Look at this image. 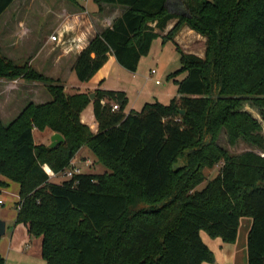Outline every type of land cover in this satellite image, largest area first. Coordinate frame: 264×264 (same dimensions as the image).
<instances>
[{"label": "trees", "instance_id": "16d2710c", "mask_svg": "<svg viewBox=\"0 0 264 264\" xmlns=\"http://www.w3.org/2000/svg\"><path fill=\"white\" fill-rule=\"evenodd\" d=\"M13 1L0 0V15ZM94 1L126 10L76 56L81 82L110 54L137 72L171 19L163 41L188 26L206 38L205 55L178 46L181 67L168 76L178 94L127 113L124 90L70 93L0 50V78L39 81L52 94L30 101L9 125L0 118V173L20 185L15 224L41 238L47 264H203L216 255L202 232L235 244L241 218L249 217L248 264H264V0H181L188 15L168 0ZM92 103L97 131L81 119ZM35 128L65 141L39 145ZM223 131L230 146L254 148L233 154L218 142ZM85 145L112 171L51 181L43 165L61 174ZM218 166L208 180L205 169Z\"/></svg>", "mask_w": 264, "mask_h": 264}, {"label": "crops", "instance_id": "0c3cea01", "mask_svg": "<svg viewBox=\"0 0 264 264\" xmlns=\"http://www.w3.org/2000/svg\"><path fill=\"white\" fill-rule=\"evenodd\" d=\"M169 4L180 13V5L183 4L181 0H168V5ZM125 10V7L122 5L119 6L107 3H104L100 9L99 5L94 0H14L3 14L0 15V50L8 59L14 60L19 64L29 63L40 73L62 82V78L65 74H72V72H74L73 66L77 59L76 56L90 45L91 40L97 34L101 33L105 28L111 27L112 23L119 18ZM42 20H44V26L42 28L39 25L40 36L38 40L35 41L33 35L36 24L38 21ZM176 21V19H171L164 31L158 30L161 39L163 35H166L167 32L174 27ZM52 35H57L56 41L51 40ZM173 41L176 43L177 47L179 46L183 51L201 56L205 55L206 38L200 33L198 34L196 31L190 29L188 26H184L174 37ZM200 45L204 46L203 52H199ZM196 47L199 48L195 50ZM109 56V60L106 64L97 71L90 81L81 82L85 88L81 92L91 93L98 89L124 90L129 99V104L126 107L127 113L132 109L136 110L141 104L145 105V100H148L150 96H144L145 89L144 86L141 85L142 73L139 71V67L145 57L140 60L137 72L131 71V76L125 80L122 78L119 83L117 82L118 84L122 81L124 82L121 89L114 81H108L113 74L118 72L117 65H119L114 55L110 54ZM46 70H49V72ZM38 82L39 81H28L22 78L14 79L13 81L0 79V118L2 121L4 117L13 121L26 107L23 105L24 107L16 108L17 101L19 100V97L14 98L15 91H17L16 89H22L29 85L41 86V83ZM65 87L70 93H73L66 85ZM140 87L141 90L138 95L132 100L130 96L131 93ZM174 91L173 87H169L167 91L159 90L155 96L158 97V101L161 99L162 102L176 96L178 94V86L176 95H173ZM81 119H83L93 131L98 130L99 124L94 116L93 103L82 112ZM53 133L54 132L51 131L48 133L49 142H51V135ZM83 147L84 146L78 150L77 155L72 160L75 166H79L78 157L83 153ZM88 160L89 159L86 158L84 159L86 163ZM55 176L59 177L62 175L55 174ZM1 182H4L6 186L2 187ZM17 185L18 186L15 188L12 187L13 182L6 181L2 174H0L1 193L4 191L12 195L16 193L15 196H18L17 201H19L20 185L18 183ZM0 198L3 200L1 194ZM17 201H15V203H17ZM16 214L17 210L15 212L14 221H16ZM240 223L238 240L235 244L227 243L222 240V238H218L221 241L209 244L207 240H204L202 235L203 240L206 241L214 252V255H216V260L214 262H206L203 264H248L249 254L247 236L252 226V218L242 217ZM19 226H23L24 229L27 230L23 224H15V229Z\"/></svg>", "mask_w": 264, "mask_h": 264}, {"label": "rangeland", "instance_id": "374dc122", "mask_svg": "<svg viewBox=\"0 0 264 264\" xmlns=\"http://www.w3.org/2000/svg\"><path fill=\"white\" fill-rule=\"evenodd\" d=\"M169 8H171L172 11L179 13L176 9H174L171 4H169ZM39 25L43 28L44 26V20L38 21L36 24L35 32L33 35V39L35 41L38 40V37L40 36V30ZM177 45L173 40H168V42L164 43L163 39L161 37L156 38V40L153 43L152 49L148 56H145L143 59L144 61L141 63L139 67V71L142 73V79H141V85L144 86L145 93L144 96H150L148 100H145L147 102H154L156 99L158 100V97H156V93L159 90H165L167 91L169 87L174 88V94H177V85H175L174 81L172 79H169L168 76L170 73L176 71L181 67V54H179L177 50ZM200 47V48H199ZM199 52H203V45H200ZM194 49V48H193ZM118 66V72L113 74L111 78L108 81H114L115 83H119L120 80L123 78L124 80L132 75L131 71L127 70L123 66ZM155 68L158 70L157 73L151 74L152 69ZM49 72V70H46ZM185 76V73L180 76V78H183ZM4 79V78H0ZM7 80V79H6ZM14 80V79H13ZM12 80V81H13ZM156 80H160V83H157ZM41 83L39 85H29L25 86L22 89H16L15 96L19 97V100L17 101V107H24L23 105H27L30 101H33L35 103H45L46 101H49L52 99V94L50 91L46 88L45 83ZM62 83L67 86V88L75 93L76 91H83L85 88L83 87L81 81L77 77V73L72 72L65 74L62 78ZM118 87L122 89L123 81L118 84ZM34 84V83H32ZM79 87V88H78ZM119 88V89H120ZM141 90V87L138 89H135L133 93H131L132 100L134 97H136ZM17 94V95H16ZM146 96V97H147ZM145 97V99H146ZM171 99V98H170ZM170 99L164 100L162 102L169 104ZM161 101V99H159ZM22 105V106H21ZM144 104H141L139 107L136 108L137 111L141 110ZM245 109L249 110L254 114L258 119H261L260 114H258V110L250 105V103L245 105ZM5 125L9 124L11 121L10 119L4 117L2 121ZM50 131L48 129L44 131H39L37 128L34 129V136L36 138L37 144H50V139L48 136V133ZM218 142L227 148L230 149V151L234 153H241L244 151H247L250 149H253L254 147H251L245 141H240L237 144L230 146L226 140L225 132L223 131L218 139ZM83 153H81L78 157V165L82 167V170L84 173H91V174H104L109 173L112 170L99 162L98 158L92 152L88 146L83 147ZM84 157V158H82ZM89 159L91 162L87 164L84 159ZM43 167L46 171L49 172L50 180L54 182L61 183L64 180V176L56 177V172L52 167H50L49 163L44 164ZM219 166L218 168H206V177L209 179L214 178L218 172H219ZM1 174V173H0ZM6 181H11L6 176L2 175ZM52 176V177H51ZM203 182L202 185L198 187V189H202L207 181ZM2 187H5L6 184L1 183ZM18 186L17 183L13 182L12 187ZM16 195V193H15ZM12 195L11 193H6L5 191L1 193V197L5 201L4 204L0 205V216L1 218L5 219L7 221V228H6V234L3 235L0 239V249L2 257H4L5 264H47V261H45L43 255H42V245H41V238L37 237L36 235H30L27 230L24 229L23 226H19L17 229H15V212L17 210V201L18 196ZM1 199V198H0ZM204 240H207V242L214 243L217 241H221L218 238H212L210 235H208L207 232H202Z\"/></svg>", "mask_w": 264, "mask_h": 264}, {"label": "water", "instance_id": "95a60500", "mask_svg": "<svg viewBox=\"0 0 264 264\" xmlns=\"http://www.w3.org/2000/svg\"><path fill=\"white\" fill-rule=\"evenodd\" d=\"M180 14L182 15H188V11L186 10V7H184V5H180ZM95 97V93H92L91 94V99ZM51 142L49 144V146L51 148H54L56 147L57 145L61 144L62 142L65 141V137L63 135H61L60 133L58 132H54L52 135H51ZM6 227H7V221L3 218H1L0 216V238L6 234Z\"/></svg>", "mask_w": 264, "mask_h": 264}, {"label": "built area", "instance_id": "2783aa9c", "mask_svg": "<svg viewBox=\"0 0 264 264\" xmlns=\"http://www.w3.org/2000/svg\"><path fill=\"white\" fill-rule=\"evenodd\" d=\"M51 40L52 41H56L57 40V35H52L51 36ZM158 70L153 68L152 71H151V74L153 73H157ZM157 83H160V80H157L156 81ZM114 109H119V106L118 105H114ZM264 156V155H263ZM91 161L88 160L87 161V164H89ZM83 170H82V167L80 166H75L72 162V167L71 168H67L65 170H63V172L61 173L62 176L64 177H68V178H72L74 177L75 175H78L79 173H82ZM4 203V200L0 199V205Z\"/></svg>", "mask_w": 264, "mask_h": 264}]
</instances>
